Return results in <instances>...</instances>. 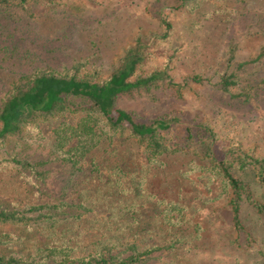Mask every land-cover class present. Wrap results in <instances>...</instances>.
I'll return each instance as SVG.
<instances>
[{
  "label": "rangeland",
  "instance_id": "obj_1",
  "mask_svg": "<svg viewBox=\"0 0 264 264\" xmlns=\"http://www.w3.org/2000/svg\"><path fill=\"white\" fill-rule=\"evenodd\" d=\"M157 13L166 16L170 29L147 48L143 66L165 65L175 82L194 73L202 79H187L177 93L167 77L161 78L157 88L118 98L116 105L136 114L173 109L209 126L220 145L264 157V53L253 58L264 46V0L34 1L29 13L21 14L20 27L11 30L16 47L0 48L5 57L0 62L9 72L15 71L9 67L13 62L25 69L87 71L105 78L136 36L163 31ZM240 60L246 63L238 67ZM229 73L233 84L223 90L218 82ZM70 170L52 164L48 186L58 192L66 184V199L90 201L92 208L82 213V223L58 213L32 232L35 238L69 245L74 254L102 244L118 246L113 238L124 228L119 217L126 216L136 219L130 226L138 249L157 245L147 253L148 262L264 264V214L244 201L240 219L249 239L237 233L230 222L229 189L202 162L175 154L124 172L112 168L106 177ZM3 181L0 173V194L7 195ZM251 184L256 194L262 190L255 180ZM260 197L264 200V193ZM3 231L2 253L17 247L12 241L18 233ZM85 231L92 237L82 238Z\"/></svg>",
  "mask_w": 264,
  "mask_h": 264
},
{
  "label": "trees",
  "instance_id": "obj_2",
  "mask_svg": "<svg viewBox=\"0 0 264 264\" xmlns=\"http://www.w3.org/2000/svg\"><path fill=\"white\" fill-rule=\"evenodd\" d=\"M34 1L56 4L63 0H0V48L16 47L11 30L20 27L21 14L29 13ZM155 15L163 31L150 37L136 36L105 78L87 71L25 69L13 62L9 67L15 71L9 72L0 62V81L6 79V84L0 85V173L9 187L7 195L4 191L0 194V233L6 227L18 232L12 241L17 247L0 251V264H168L148 262L147 253L157 245L138 249L130 226L136 222L132 217H119L124 228L113 238L118 246L102 244L74 254L69 245L35 238L32 232L59 217L58 213L64 218L77 217L82 223V213L92 208L90 201L66 199L68 185H61L58 192L48 186L52 164L85 171L95 178L108 176L112 168L124 172L141 163L159 162L163 156H187L202 162L225 182L231 226L249 239L240 219L241 205L246 201L264 214L260 197L264 193V157L220 145L209 126L173 109L136 114L116 105L118 98L157 88L161 78L167 77L177 93L187 79H202L194 73L175 82L165 65L143 66L147 48L170 29L164 14ZM263 53L261 45L253 58ZM4 58L0 56V61ZM244 63L240 60L236 65ZM231 76L224 75L218 82L223 90L233 84ZM251 180L261 185L258 194ZM141 222L136 225L143 226ZM86 236L92 237L89 231L82 234V238Z\"/></svg>",
  "mask_w": 264,
  "mask_h": 264
}]
</instances>
